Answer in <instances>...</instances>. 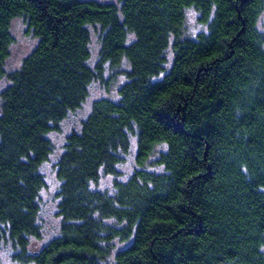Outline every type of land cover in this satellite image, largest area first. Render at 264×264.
<instances>
[{
    "label": "trees",
    "instance_id": "trees-1",
    "mask_svg": "<svg viewBox=\"0 0 264 264\" xmlns=\"http://www.w3.org/2000/svg\"><path fill=\"white\" fill-rule=\"evenodd\" d=\"M188 11L205 26L194 37ZM17 18L37 44L6 72ZM106 67L125 81L67 136L55 164L60 231L34 246L49 135ZM3 79L0 247L17 263L264 264V0H0Z\"/></svg>",
    "mask_w": 264,
    "mask_h": 264
},
{
    "label": "rangeland",
    "instance_id": "rangeland-1",
    "mask_svg": "<svg viewBox=\"0 0 264 264\" xmlns=\"http://www.w3.org/2000/svg\"><path fill=\"white\" fill-rule=\"evenodd\" d=\"M103 3H118L119 0H97ZM198 14L194 11H188L186 15L185 35L194 37L201 31H204L205 26L200 24L197 20ZM11 33L13 36V43L10 47V54L5 63L6 72H13L17 70L23 59L31 53L37 44V40L27 33L26 24L22 18H17L12 21ZM92 67L99 60V40L98 36L92 32L90 43ZM122 67H126L122 64ZM125 81L124 75L120 72L113 71L106 67L102 82H96L91 85L89 89V96L81 109L70 114L66 120L60 125V130L50 133L49 137L54 145V154L50 160L46 162L41 169V173L45 179V188L41 191L40 197V213L38 223L41 227L42 237L39 242L34 243V246H43L48 241L59 234L61 227V218L57 216V193L59 191L60 183L55 176V164L63 152L67 136L79 130L81 122L86 118L91 110L94 101L107 98L115 100L119 86ZM7 85V81L3 79L0 82V91ZM1 105V101H0ZM135 147H132V152L124 164L119 166L118 172L120 179L128 178L135 169ZM157 171V169H154ZM99 189L112 191L113 178L111 176H102L98 185ZM128 244L119 241L114 242L115 250H121ZM115 252V251H114ZM15 251L9 243L0 247V264H19L13 260ZM113 254L103 264H113Z\"/></svg>",
    "mask_w": 264,
    "mask_h": 264
}]
</instances>
